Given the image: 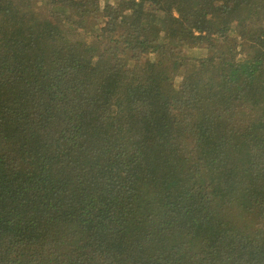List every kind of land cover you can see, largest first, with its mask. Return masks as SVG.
I'll list each match as a JSON object with an SVG mask.
<instances>
[{"label": "trees", "instance_id": "1", "mask_svg": "<svg viewBox=\"0 0 264 264\" xmlns=\"http://www.w3.org/2000/svg\"><path fill=\"white\" fill-rule=\"evenodd\" d=\"M0 264H264V0H0Z\"/></svg>", "mask_w": 264, "mask_h": 264}, {"label": "rangeland", "instance_id": "2", "mask_svg": "<svg viewBox=\"0 0 264 264\" xmlns=\"http://www.w3.org/2000/svg\"><path fill=\"white\" fill-rule=\"evenodd\" d=\"M197 54L203 55V54H205V52H203L202 50H193L191 52V55H193V56H197Z\"/></svg>", "mask_w": 264, "mask_h": 264}]
</instances>
